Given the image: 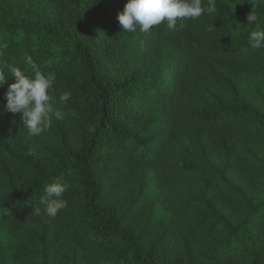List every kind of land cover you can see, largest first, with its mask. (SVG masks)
<instances>
[{
  "label": "trees",
  "instance_id": "obj_1",
  "mask_svg": "<svg viewBox=\"0 0 264 264\" xmlns=\"http://www.w3.org/2000/svg\"><path fill=\"white\" fill-rule=\"evenodd\" d=\"M47 3L0 0L8 83L3 66L32 75L30 57L64 113L40 135L0 115V264H264V47L249 41L264 0L134 33L127 0ZM56 178L67 207L50 217Z\"/></svg>",
  "mask_w": 264,
  "mask_h": 264
},
{
  "label": "clouds",
  "instance_id": "obj_2",
  "mask_svg": "<svg viewBox=\"0 0 264 264\" xmlns=\"http://www.w3.org/2000/svg\"><path fill=\"white\" fill-rule=\"evenodd\" d=\"M216 11L215 0H208L207 8L202 6V0H127L122 12L117 19L123 30L129 33L149 32L152 26L165 24L169 30L177 27V21L198 19L205 12L211 14ZM179 18V19H177ZM258 16L251 11L247 16L248 24H255ZM184 25L181 23L180 27ZM249 41L252 47H264V30H252L249 33ZM25 63L33 67V74L14 65H4L11 74L14 82L8 83V76L3 68H0V88L7 84L4 93L6 104L0 111L13 114H21V120L30 135H40L50 129L52 118L62 120L64 113L55 107L57 101L53 95L56 77L52 73H43L34 66L33 60L28 57ZM71 93L64 91L59 95V103H66ZM70 185L62 178H56L44 188V195L40 198V204L44 206V212L55 217L57 213L67 207V200L63 194ZM36 216L41 215V209L34 207Z\"/></svg>",
  "mask_w": 264,
  "mask_h": 264
},
{
  "label": "rangeland",
  "instance_id": "obj_3",
  "mask_svg": "<svg viewBox=\"0 0 264 264\" xmlns=\"http://www.w3.org/2000/svg\"><path fill=\"white\" fill-rule=\"evenodd\" d=\"M21 3L25 7H32L34 9H46L48 6L47 0H21ZM69 131V128H66Z\"/></svg>",
  "mask_w": 264,
  "mask_h": 264
}]
</instances>
